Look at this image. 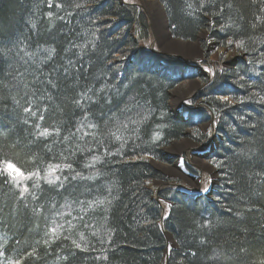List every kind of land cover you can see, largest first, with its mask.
I'll use <instances>...</instances> for the list:
<instances>
[{
  "label": "trees",
  "instance_id": "16d2710c",
  "mask_svg": "<svg viewBox=\"0 0 264 264\" xmlns=\"http://www.w3.org/2000/svg\"><path fill=\"white\" fill-rule=\"evenodd\" d=\"M158 1L211 73L194 100L222 137L211 198L166 189L165 217L153 199L151 161L208 136L171 112L197 70L150 51L138 6L0 0V264H264V0Z\"/></svg>",
  "mask_w": 264,
  "mask_h": 264
},
{
  "label": "rangeland",
  "instance_id": "374dc122",
  "mask_svg": "<svg viewBox=\"0 0 264 264\" xmlns=\"http://www.w3.org/2000/svg\"><path fill=\"white\" fill-rule=\"evenodd\" d=\"M121 2L137 5L144 12L149 23L150 42L155 45L158 52L165 56L181 58L187 63L200 67L199 62L204 58L200 50V42L191 43L173 38L169 31L165 10L158 0H121ZM159 7L164 12L171 44L155 37V32L158 30L152 15L154 14V10ZM205 38L206 36L203 34L201 35L200 40ZM151 44H149V47ZM211 46L213 47V45ZM237 56L238 54L235 51L231 52L228 56V62L226 64H228L229 67H232L233 63L231 62H233ZM207 71L210 72L209 70ZM208 72L199 70L197 74L199 76L208 77ZM203 88L204 84L201 83L199 79L187 80L177 85L170 93L171 112L174 117L178 116L186 108L197 107L201 102L197 101L194 104L192 101L203 90ZM173 100H175L176 103ZM199 125L201 126L203 132L207 134L209 139L207 144H209L211 137L214 134L212 132V122H205ZM221 138L222 137L219 135L218 137H215V145L218 144ZM187 142L191 146L186 149ZM205 145L206 144L199 145L193 142L189 137V131H187L185 137L179 141L173 142L170 146L163 150L164 155L170 160L169 163L152 160L151 162L153 167L166 177V181L150 185L154 195L158 190L169 187L171 183L173 184V187H182L189 192H208L209 188L216 184L217 174L215 172V168L209 162V158L207 156H203L204 152L207 150ZM217 147L218 146H216L214 150H216ZM6 171L17 185L22 186L25 183L26 179L24 176H18L8 170ZM14 176L15 179L13 178ZM202 179L203 181H201ZM169 243L171 244L170 239Z\"/></svg>",
  "mask_w": 264,
  "mask_h": 264
},
{
  "label": "bare ground",
  "instance_id": "6f19581e",
  "mask_svg": "<svg viewBox=\"0 0 264 264\" xmlns=\"http://www.w3.org/2000/svg\"><path fill=\"white\" fill-rule=\"evenodd\" d=\"M152 18L154 19V21L156 22L157 25V32H155V37L158 39H162L163 41L171 44V41L169 39V33L167 31V23H166V19L164 16V12L163 10L159 7L158 9L154 10V14L152 15ZM170 41V42H169ZM184 49V48H183ZM185 50V49H184ZM175 103L176 101L173 100ZM179 105V104H178ZM191 145H189V143H186V149L189 148ZM193 146V145H192ZM203 167V165H202ZM168 170V169H167ZM203 181V179L201 180ZM200 181V183H201Z\"/></svg>",
  "mask_w": 264,
  "mask_h": 264
},
{
  "label": "snow or ice",
  "instance_id": "6c2138e0",
  "mask_svg": "<svg viewBox=\"0 0 264 264\" xmlns=\"http://www.w3.org/2000/svg\"><path fill=\"white\" fill-rule=\"evenodd\" d=\"M42 135H46V133H41ZM57 167H59V166H57ZM6 170H8V171H10L11 173H15L16 175H18V176H23L24 175V173L23 172H21V170L20 169H18L14 164H12V163H8L7 165H6ZM53 171H54V169H53ZM14 179H15V176L13 177ZM53 231H55V230H53ZM77 247H79V245H77Z\"/></svg>",
  "mask_w": 264,
  "mask_h": 264
}]
</instances>
